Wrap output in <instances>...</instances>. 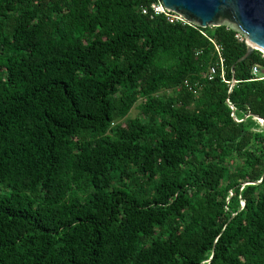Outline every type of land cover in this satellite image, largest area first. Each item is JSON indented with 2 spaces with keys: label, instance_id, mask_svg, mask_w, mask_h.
<instances>
[{
  "label": "trees",
  "instance_id": "trees-1",
  "mask_svg": "<svg viewBox=\"0 0 264 264\" xmlns=\"http://www.w3.org/2000/svg\"><path fill=\"white\" fill-rule=\"evenodd\" d=\"M150 3L0 0V264H264V62Z\"/></svg>",
  "mask_w": 264,
  "mask_h": 264
},
{
  "label": "water",
  "instance_id": "water-1",
  "mask_svg": "<svg viewBox=\"0 0 264 264\" xmlns=\"http://www.w3.org/2000/svg\"><path fill=\"white\" fill-rule=\"evenodd\" d=\"M171 13L199 28L227 26L243 35L246 51L237 63L252 52L264 53V0H160ZM257 121L263 126L261 119Z\"/></svg>",
  "mask_w": 264,
  "mask_h": 264
},
{
  "label": "built area",
  "instance_id": "built-area-1",
  "mask_svg": "<svg viewBox=\"0 0 264 264\" xmlns=\"http://www.w3.org/2000/svg\"><path fill=\"white\" fill-rule=\"evenodd\" d=\"M141 14H151V16H163L169 23H178L182 26H190L195 27L192 24L185 21L180 15H176L174 13L169 12L166 10L160 0H151L150 5L147 8L141 9ZM236 34L234 38L238 42H243L246 44V41L243 40V35H241L239 32L235 31ZM212 44L213 42L209 40ZM214 45V44H213ZM214 50L216 53L217 60L214 64H211L206 73L203 75L204 78H206L208 81H211L215 76L219 75L220 79L222 81L224 77V66H223V58L220 54V49L214 45ZM260 59L264 62V53H260ZM251 75V81H261L264 82V63L261 64H255L251 67L250 70ZM234 84V82H232ZM184 86L188 88V91L192 92V94H196V90L194 88L189 87L187 82H184ZM195 86V85H194Z\"/></svg>",
  "mask_w": 264,
  "mask_h": 264
},
{
  "label": "rangeland",
  "instance_id": "rangeland-1",
  "mask_svg": "<svg viewBox=\"0 0 264 264\" xmlns=\"http://www.w3.org/2000/svg\"><path fill=\"white\" fill-rule=\"evenodd\" d=\"M138 102H140V101H138ZM137 115H138V111H137V109L134 107V108H132V109L130 110V112L128 113L127 118L132 119V118L136 117Z\"/></svg>",
  "mask_w": 264,
  "mask_h": 264
}]
</instances>
